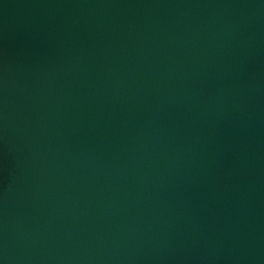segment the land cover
I'll return each mask as SVG.
<instances>
[{"label": "water", "instance_id": "obj_1", "mask_svg": "<svg viewBox=\"0 0 264 264\" xmlns=\"http://www.w3.org/2000/svg\"><path fill=\"white\" fill-rule=\"evenodd\" d=\"M0 264H264V0H0Z\"/></svg>", "mask_w": 264, "mask_h": 264}]
</instances>
